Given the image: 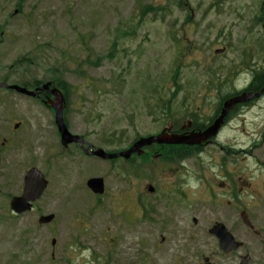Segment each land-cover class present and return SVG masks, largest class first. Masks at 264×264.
I'll list each match as a JSON object with an SVG mask.
<instances>
[{
  "label": "rangeland",
  "instance_id": "obj_1",
  "mask_svg": "<svg viewBox=\"0 0 264 264\" xmlns=\"http://www.w3.org/2000/svg\"><path fill=\"white\" fill-rule=\"evenodd\" d=\"M181 1L0 0V81L56 79L72 86L71 132L106 151L124 150L171 125L180 130L189 114L181 105L190 95L201 99L214 72L229 81L225 95L249 88V72L264 69V56L255 53L264 36L256 24L264 0H183L184 9ZM148 6L157 16L140 18L139 9ZM174 95L178 102L165 117L159 101ZM215 106L205 100L203 115L210 117ZM235 120L219 143L187 154L183 165L177 157L168 164H102L77 149L64 151L50 110L1 90L0 264H240L245 255L264 264V98ZM16 123L22 127L15 132ZM222 146L235 154L228 157ZM33 167L45 174L48 189L36 210L14 216L10 202ZM98 177L106 183L103 198L86 186ZM139 198L153 208L152 223L142 221ZM242 210L260 237L242 226ZM42 215H55L54 227L39 226ZM130 219L141 221L123 225ZM216 222L243 249L223 254L208 234Z\"/></svg>",
  "mask_w": 264,
  "mask_h": 264
},
{
  "label": "water",
  "instance_id": "obj_2",
  "mask_svg": "<svg viewBox=\"0 0 264 264\" xmlns=\"http://www.w3.org/2000/svg\"><path fill=\"white\" fill-rule=\"evenodd\" d=\"M0 87H6V85H0ZM10 89L16 90L20 93L27 94L33 97H36L38 94V90L34 92H29L26 89H21L19 87H10ZM45 90H48L51 94L55 96L54 102L51 103V107L56 111L57 114V124L60 129V133L62 134V141L65 146H67L70 143H81V139L79 137L72 136L63 120V110H64V97L61 92L58 90H50L49 85L42 88L40 91L43 92ZM259 95H257L258 97ZM252 98V95H242L238 98H234L230 101H228L225 104L223 114L221 118L216 122V124L210 128L208 131H206L203 134H199L193 137L189 138H177L175 136H168L165 133H162L161 135L157 137H150L146 139L139 140L130 150L123 154H116V155H108L102 150H98L94 153V155L101 157L103 159H114L118 157H124L126 159H129L133 154L137 153L138 155L142 154V149L144 147L150 146L153 143L157 144H200L202 141H206L209 138L215 136L218 133V130L220 128V125L223 122L224 117L227 115V113L233 108L234 105L242 102H247ZM89 187L97 194H103L104 192V183L102 179H93L89 181L88 183ZM47 187V182L45 181L43 175L37 170L32 169L27 177L25 178V190H24V196L21 198H15L12 201V210H14L17 214H21L25 211H28L31 209V202H35L39 200L44 193L45 189ZM52 218H48L44 221H51ZM219 238L221 239V245L222 249L227 251L230 250H236L240 245L237 244L233 237L228 234L224 229L221 233H217Z\"/></svg>",
  "mask_w": 264,
  "mask_h": 264
},
{
  "label": "trees",
  "instance_id": "obj_3",
  "mask_svg": "<svg viewBox=\"0 0 264 264\" xmlns=\"http://www.w3.org/2000/svg\"><path fill=\"white\" fill-rule=\"evenodd\" d=\"M181 2H182V3H180L179 6H180L182 9L186 8L185 5H184V3H183V0H182ZM217 6H219V5L217 4ZM155 8H156V7H150V6H148V7H142L141 9H139V14L141 15L140 18H145L146 16L151 15V14L157 16L158 13L156 14V12H157L158 10H156ZM263 14H264V13H263ZM188 17L190 18L191 15H189ZM109 57H113V54H111V56H109ZM97 65H98V64H97ZM177 72H178V69H177ZM173 78H176V75H175ZM173 80H174V79H173ZM53 81H55V82H56V85H58L59 87H61V88H62V91H64L66 94L69 95V94L71 93V91H70V87H69L66 83H60V82L56 81V79L53 80ZM174 82L176 83L175 80H174ZM175 85H176V84H175ZM261 85H263V78H258V79L254 82L252 88H253V89H260ZM36 86H39V84H37ZM177 88H178V87H177ZM170 109H171V107L169 106L168 110H170Z\"/></svg>",
  "mask_w": 264,
  "mask_h": 264
},
{
  "label": "flooded vegetation",
  "instance_id": "obj_4",
  "mask_svg": "<svg viewBox=\"0 0 264 264\" xmlns=\"http://www.w3.org/2000/svg\"><path fill=\"white\" fill-rule=\"evenodd\" d=\"M48 99V97L44 98V99H41V102L42 103H45V100ZM194 125V124H193ZM201 130H204V127L201 129ZM200 129H197L196 131H201ZM192 131V130H191Z\"/></svg>",
  "mask_w": 264,
  "mask_h": 264
}]
</instances>
